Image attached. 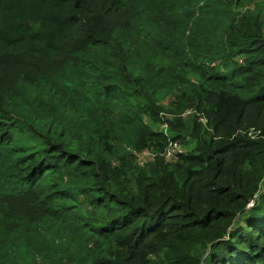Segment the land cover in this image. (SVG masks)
Returning a JSON list of instances; mask_svg holds the SVG:
<instances>
[{"label":"trees","instance_id":"16d2710c","mask_svg":"<svg viewBox=\"0 0 264 264\" xmlns=\"http://www.w3.org/2000/svg\"><path fill=\"white\" fill-rule=\"evenodd\" d=\"M262 186L264 0H0V264H264Z\"/></svg>","mask_w":264,"mask_h":264},{"label":"built area","instance_id":"2783aa9c","mask_svg":"<svg viewBox=\"0 0 264 264\" xmlns=\"http://www.w3.org/2000/svg\"><path fill=\"white\" fill-rule=\"evenodd\" d=\"M146 152L147 151H143L141 153H146ZM179 152H181V148L179 146H172V147L168 148L165 156L167 159H170L174 154L179 153Z\"/></svg>","mask_w":264,"mask_h":264},{"label":"rangeland","instance_id":"374dc122","mask_svg":"<svg viewBox=\"0 0 264 264\" xmlns=\"http://www.w3.org/2000/svg\"><path fill=\"white\" fill-rule=\"evenodd\" d=\"M151 158V155L149 152L146 153H139L138 154V161L139 163L143 164L145 162H148ZM262 188L264 189V186H262Z\"/></svg>","mask_w":264,"mask_h":264}]
</instances>
